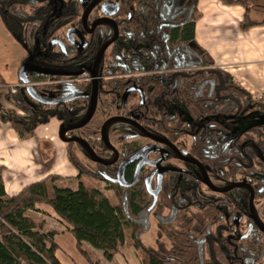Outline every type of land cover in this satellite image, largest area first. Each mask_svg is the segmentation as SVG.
I'll return each instance as SVG.
<instances>
[{
    "label": "trees",
    "instance_id": "trees-1",
    "mask_svg": "<svg viewBox=\"0 0 264 264\" xmlns=\"http://www.w3.org/2000/svg\"><path fill=\"white\" fill-rule=\"evenodd\" d=\"M49 1L54 0H0V17L4 25L26 51L39 37L36 32L42 35L47 20L48 24L52 22L53 8ZM62 1L58 2V8L63 6L67 12V0ZM170 1L173 26L168 27L171 35L167 45L172 55L170 58L165 55L164 46L152 57L162 65L156 69L155 75L146 76L155 78L154 86L148 88L151 93L147 91V95L152 96L144 110L149 116V124L155 123L157 129L171 135L174 141L189 131L198 153H205L212 164H219L228 173L234 171L245 175L249 165L254 186L259 189L264 185V123L260 122L264 116V101L240 85L228 71L216 66L208 52L198 45L195 27L201 16L199 0ZM221 1L245 8L240 23L244 31L264 24V19L252 16L254 9L262 7L264 10V5H259L257 0ZM162 2L157 0L159 19L166 11ZM154 6H151L153 11ZM125 56L128 60L152 62L147 54L128 53ZM35 75L33 80L39 79L40 75ZM27 87L22 84L15 91L9 89L6 99L12 105L11 109L0 104V121L9 122L24 138L34 136L36 129L52 118L62 120L56 110L70 105L67 102L57 105V109H45L33 99ZM67 150L70 162L79 172L77 178L86 175L105 181L108 188L115 191L120 203H112L100 189L86 186L81 180L78 189L59 187L56 181L61 176L55 174L9 195L4 182L6 166L0 164V264H62L56 256L59 246L53 239L55 231L44 232L45 222H36L27 213L40 203L53 208L55 215L75 237L79 251L91 264L101 263L93 261L83 250V242L103 251L105 258L112 260L121 252L120 247L126 243L127 237L133 246L143 250V264L261 262L264 247L256 241L241 240L235 251L228 239L223 236L220 239L213 226L214 202H205L203 206V199L209 201V198L199 194L192 196L191 193L188 196L184 182H165L157 196L148 193L143 181L132 188L113 186L111 180L114 177L91 173L93 170L80 156L77 147L67 145ZM83 151L87 154L86 150ZM150 217H153L156 228L154 246L142 241V235L152 225Z\"/></svg>",
    "mask_w": 264,
    "mask_h": 264
},
{
    "label": "flooded vegetation",
    "instance_id": "flooded-vegetation-1",
    "mask_svg": "<svg viewBox=\"0 0 264 264\" xmlns=\"http://www.w3.org/2000/svg\"><path fill=\"white\" fill-rule=\"evenodd\" d=\"M54 1H49L53 8L52 22L48 24L47 20L42 35L36 32L39 37L31 43L29 51L22 47L26 53L22 64L26 62L42 70L39 73L27 71L28 83L45 100L75 95L67 101L69 108L56 110L63 118L59 120L60 127L70 129L69 137L86 139L105 162L96 161L76 141L65 143L73 144L84 155L93 170L91 173L114 177L111 180L113 186L132 188L143 181L148 193L156 196L151 191L157 189L160 180L158 195L165 182H184L188 196L199 194L209 198V201L203 199V206L205 202H214L213 226L220 239L222 236L228 239L235 251L245 239L264 247V185L256 189L249 165L245 175L234 171L228 173L219 164H212L205 153H198L189 131L174 141L171 135L157 129L155 123L149 124V116L145 114L146 103L152 96L147 95V91L155 81L146 76L155 75L162 65L152 57L164 46L165 55L168 58L172 55L167 45L171 35L168 27L173 26L172 2L163 0L166 11L159 19L157 0H67V12L63 6L58 8V2L62 0ZM153 4L154 11L151 10ZM182 6H185L184 2ZM163 36L167 38L163 39ZM125 53L147 54L152 62L128 60ZM35 74L40 75L39 79L33 80ZM34 100L45 109H57V105L67 103ZM93 104L95 109L91 119L84 126L76 127L90 113ZM108 121L109 143L102 137ZM118 177H123L124 182L137 179L131 185H124ZM259 264H264V255Z\"/></svg>",
    "mask_w": 264,
    "mask_h": 264
},
{
    "label": "crops",
    "instance_id": "crops-1",
    "mask_svg": "<svg viewBox=\"0 0 264 264\" xmlns=\"http://www.w3.org/2000/svg\"><path fill=\"white\" fill-rule=\"evenodd\" d=\"M257 1L259 5H264V0ZM261 8L252 11V16L255 19L262 20L264 18L257 17V15L264 14V10ZM198 10L201 14L195 27V38L198 45L208 52L216 66L228 71L240 85L260 99L264 95V24L244 31L240 23L244 19L245 8L241 5H227L221 0H199ZM25 54L22 46L9 32L0 17V77L3 82L1 88L6 89V93L0 89V104L6 108H12L6 99L9 89L21 85L19 69ZM55 119L58 120L59 124L58 118H52L49 123ZM36 136L37 133L32 137L24 138L9 122L0 121V164L6 166L4 182L6 192L9 195L19 193L26 186L19 181L21 177L14 180L8 175L11 162L14 159L21 161V158L24 155H29L30 151L37 160L40 159L42 143L33 141ZM63 145L67 153V144L64 142ZM67 159L69 160L68 156ZM45 177H38L36 181ZM65 178L61 177L60 180H57V185L59 186V181L64 182ZM69 178L71 180L78 179L77 177ZM27 213L36 222H45L44 232L55 231L53 239L59 246L56 256L62 264H66L61 257L62 255L77 259L74 260L73 264H91L79 251L77 241L69 231L68 226L59 220L49 204H37L35 209H30ZM63 238L69 239V248ZM82 248L92 258L96 255V259L93 260L101 261L102 264H111L115 260V258L106 259L103 251L94 248L88 242H83ZM68 251L74 256L69 255Z\"/></svg>",
    "mask_w": 264,
    "mask_h": 264
},
{
    "label": "rangeland",
    "instance_id": "rangeland-1",
    "mask_svg": "<svg viewBox=\"0 0 264 264\" xmlns=\"http://www.w3.org/2000/svg\"><path fill=\"white\" fill-rule=\"evenodd\" d=\"M257 17L258 18L264 17V14L257 15ZM0 89H2L1 90L2 92L6 91L5 88H0ZM263 99H264V95L261 96L260 100H263ZM60 128H61L60 122L58 124V120L56 119L53 120L51 123H47V124H43L39 126L36 130L37 136L33 138V141L37 143H40V142L42 143V147H40L41 148L40 159L37 160L35 158V155H33L32 151H30L31 155L30 153L29 155H24L21 158V161H16L14 159L11 162V164L9 165V169H8V175L10 177H13L14 180H17L18 177H21L19 181L22 182V184L27 185V184H30L36 181L38 177H45L51 173H54L55 175L59 174L61 177H66L64 179V182L59 181L58 183L59 187H70V188L72 187L73 189H78L80 180H81L84 182L86 186L96 187L100 189L102 192L105 193V195L110 199L112 203H120V199L116 196L114 191L108 188V184L105 181L98 180L93 177H88L86 175H83L80 179L78 178L77 180H71L69 178V177L71 178L77 177L79 172L73 166V164L67 159L68 150L66 153V148L63 145L64 141L59 136ZM29 144L31 143L29 142ZM98 145H100V143ZM79 154L85 161H87V159L84 157L82 153H79ZM73 174H76V175H73ZM67 178L68 180H66ZM11 182L13 181L11 180ZM56 184H57V181H56ZM150 222L152 223V225L150 229L148 230V232L142 235V241L146 245L154 246L155 240H156L155 239L156 238V228H155V221L153 217H150ZM65 242H66L65 243L66 246L68 247L70 243L69 239H65ZM120 251L121 252L116 254L115 260L112 261L111 264H143V260H142L144 256L143 250L137 249L135 246H133L132 243L129 242L128 237L126 239V243H123L122 246L120 247ZM68 254L71 256H74L69 251H68ZM61 257L66 262V264H73L74 260H77L67 255L65 256L62 255ZM90 257L92 258L91 255ZM96 257L97 256L94 255L92 260L96 259ZM99 262L101 263V261Z\"/></svg>",
    "mask_w": 264,
    "mask_h": 264
},
{
    "label": "water",
    "instance_id": "water-1",
    "mask_svg": "<svg viewBox=\"0 0 264 264\" xmlns=\"http://www.w3.org/2000/svg\"><path fill=\"white\" fill-rule=\"evenodd\" d=\"M110 44V41L107 42L105 44V46L102 48L101 50V53L99 54V57L100 55L103 53L104 49ZM32 58V56H31ZM27 71H34V72H37L39 73L40 71H42L40 68L38 67H34V66H31L30 64L28 63H23L22 66L20 67L19 69V78L20 80L23 82V84L27 85L28 87V91L30 92V94L33 96L34 99L38 100V101H44V102H50L52 104L54 103H63V102H67L69 100H71L75 95H72V96H69L67 98H64V99H58V100H45L43 99L41 96H39V94L37 93V91L35 90L34 86L33 85H29V81H28V78H27ZM43 71H46L48 73H63L62 71H47V70H43ZM51 97H53V95H51ZM94 109H95V105L93 104V107L92 109L90 110V113L87 115V117L80 123L78 124L76 127H81V126H84L92 117L93 113H94ZM111 121V120H110ZM108 121L106 124H105V127L103 128V131H102V137L103 139L105 140V142L109 143V140H108V136H107V133H106V125L110 122ZM261 123H264V116L261 118L260 120ZM70 129L69 128H64L63 126H61L60 128V132H59V136L60 138L68 143V142H72V141H76L78 143H80L84 148H86V150L89 151V153L91 154V156L96 160V161H99V162H105L103 159H101L96 153L95 151L91 148V146L88 144L87 140L82 138V137H78V136H75V137H69L68 136V131ZM108 163V162H106ZM137 177H135L132 181L130 182H124V179L123 177H118V180L121 181L124 185H131L133 184L135 181H136ZM236 185H245V183H237ZM149 189H151L149 187ZM160 189H161V180L159 181V185L157 187V189H154L152 190V194L153 195H158L159 192H160Z\"/></svg>",
    "mask_w": 264,
    "mask_h": 264
},
{
    "label": "built area",
    "instance_id": "built-area-1",
    "mask_svg": "<svg viewBox=\"0 0 264 264\" xmlns=\"http://www.w3.org/2000/svg\"><path fill=\"white\" fill-rule=\"evenodd\" d=\"M2 86H3V82H2V79H1V77H0V88H1ZM12 90L15 91V90H16V87H13Z\"/></svg>",
    "mask_w": 264,
    "mask_h": 264
}]
</instances>
